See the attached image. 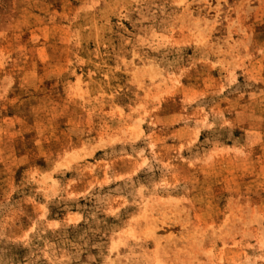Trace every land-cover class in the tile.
I'll list each match as a JSON object with an SVG mask.
<instances>
[{
    "label": "rangeland",
    "instance_id": "374dc122",
    "mask_svg": "<svg viewBox=\"0 0 264 264\" xmlns=\"http://www.w3.org/2000/svg\"><path fill=\"white\" fill-rule=\"evenodd\" d=\"M0 264H264V0H0Z\"/></svg>",
    "mask_w": 264,
    "mask_h": 264
}]
</instances>
